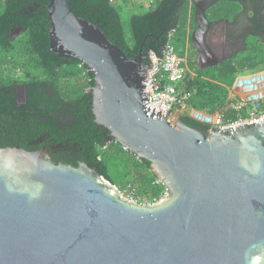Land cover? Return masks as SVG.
Returning <instances> with one entry per match:
<instances>
[{
    "label": "water",
    "instance_id": "obj_1",
    "mask_svg": "<svg viewBox=\"0 0 264 264\" xmlns=\"http://www.w3.org/2000/svg\"><path fill=\"white\" fill-rule=\"evenodd\" d=\"M215 1L193 0L201 69L227 58L210 42ZM48 17L51 50L94 74L98 126L148 160L168 194L144 204L85 161L0 146V264H264V118L222 130L173 123L147 96L142 50L129 57L71 0H50ZM17 94L26 101V87Z\"/></svg>",
    "mask_w": 264,
    "mask_h": 264
},
{
    "label": "trees",
    "instance_id": "obj_2",
    "mask_svg": "<svg viewBox=\"0 0 264 264\" xmlns=\"http://www.w3.org/2000/svg\"><path fill=\"white\" fill-rule=\"evenodd\" d=\"M49 2L0 0V146L30 150L31 141L43 134L49 143L79 149L81 160L121 190L131 189L139 199H159L166 187L152 172L150 162L138 159L119 142L111 141L106 136L108 129L97 123L91 125L92 97L85 91L94 85V74L80 60L62 57L51 50ZM71 6L75 13L100 24L129 57L142 50L145 61L151 51L162 56L170 32L175 30L174 43L179 55L185 56L187 44L192 49L189 69H181L178 91L180 96L188 94L187 105L198 110L214 113L227 101L240 73L264 68V0H216L208 8L211 21L225 22L227 43L235 48L232 56L210 66V70L201 69L195 59L197 51L191 36L196 27L193 0H158L154 9L132 15L131 37L114 0H71ZM245 16L247 23L242 20ZM19 26L25 32L12 40L11 32ZM239 41L241 47L237 45ZM19 69L23 74L18 75ZM21 82L26 84L27 95L26 101L19 104L16 85ZM261 104L264 110V100ZM180 118L195 127H212L188 114ZM60 156L61 153L53 156L56 163ZM64 162L78 166L73 159Z\"/></svg>",
    "mask_w": 264,
    "mask_h": 264
},
{
    "label": "built area",
    "instance_id": "obj_3",
    "mask_svg": "<svg viewBox=\"0 0 264 264\" xmlns=\"http://www.w3.org/2000/svg\"><path fill=\"white\" fill-rule=\"evenodd\" d=\"M174 37L175 30H172L162 56L154 51L150 52L149 60L152 65L148 66L149 75L146 83V89L149 91L148 98L152 102L171 109L169 113L171 122L175 123L181 115L188 114L199 121L210 123L212 126L218 125L219 129L222 130V127L234 126L239 122L250 123L264 118V110L261 104L264 100V68L248 74L240 73L230 88L227 101L219 106L214 113L189 107L186 103L188 94L180 96L178 85L182 67L186 66L189 69L190 45L187 44L185 56H180L174 43ZM190 72L196 74L195 70L191 69ZM132 192L133 197L126 195L127 198L139 201L133 190ZM167 194L166 188L159 199L148 201L145 198H140L139 202L152 204L162 200Z\"/></svg>",
    "mask_w": 264,
    "mask_h": 264
},
{
    "label": "rangeland",
    "instance_id": "obj_4",
    "mask_svg": "<svg viewBox=\"0 0 264 264\" xmlns=\"http://www.w3.org/2000/svg\"><path fill=\"white\" fill-rule=\"evenodd\" d=\"M158 3V0H153V2H151V0H117L116 5L119 7L121 15H122V21L126 27V31L129 37H131V32H130V19L132 17V15L134 14H140V13H144V12H148L152 9H154L156 7ZM245 23H247L246 21V16L243 17L242 19ZM244 23L243 26H245L246 24ZM226 24L225 22H221L217 25V27H215L212 30V34L210 36V42L213 48H220V45H223V42L228 41V36L226 33ZM242 28V26L240 27ZM240 42V41H239ZM238 42V46L241 47ZM235 48H233L234 51ZM192 50L191 47L189 48V51ZM197 51V50H196ZM221 55V54H220ZM199 53L197 51L196 55H195V59H197V61H199ZM199 63V62H198ZM212 67V66H211ZM208 69L210 70L211 68L208 67ZM23 74V70H18V75ZM248 74V73H245ZM242 85V83H241ZM242 87V86H241ZM22 90V86L19 87V91ZM120 188V186H118ZM121 189V188H120ZM123 193L125 195H129L131 197H133V192L131 189H126L123 191ZM135 199V198H134ZM140 201V199H137Z\"/></svg>",
    "mask_w": 264,
    "mask_h": 264
},
{
    "label": "flooded vegetation",
    "instance_id": "obj_5",
    "mask_svg": "<svg viewBox=\"0 0 264 264\" xmlns=\"http://www.w3.org/2000/svg\"><path fill=\"white\" fill-rule=\"evenodd\" d=\"M239 28H240V26H239ZM20 34H22V33H20ZM18 36H20V35H18ZM239 44H242V41ZM233 48L234 47H232L230 44L226 43V41H225V42H223V45H220V48H216V49L214 48V50L219 52V54L228 57V56H232L233 55V52H234ZM226 59H228V58H226ZM81 67H82V64H81ZM84 75H86V74H84ZM20 86H22V89L25 88L26 87L25 82H21V83H18L16 85L17 91H19V87ZM91 87L92 86H90L89 88H86V91H85L89 96H91L89 94V91H90ZM90 110H91V112L93 114L92 105L90 106ZM93 117L94 118L92 119V124L91 125L96 124L95 115ZM101 128H103V127H101ZM106 136L110 137V140H111L110 132L106 133ZM29 146L31 148L30 150H38V149H41V148H47L49 153H50V155H51V157H52V159H53L54 155H58V153H61L62 156H60V161H65V160H67L69 158V159H73L76 162H78V165H79V163L81 161H83V160L80 159V157H81L80 155L81 154L79 153V149H77V148L74 149L72 147H67L65 145H62L61 143H57V144L49 143L48 137L46 135L43 136V134L40 135L35 141H31ZM75 147H77V146H75ZM69 164H71V163L69 162Z\"/></svg>",
    "mask_w": 264,
    "mask_h": 264
},
{
    "label": "crops",
    "instance_id": "obj_6",
    "mask_svg": "<svg viewBox=\"0 0 264 264\" xmlns=\"http://www.w3.org/2000/svg\"><path fill=\"white\" fill-rule=\"evenodd\" d=\"M115 2H117V0H114ZM151 2H153V0H151Z\"/></svg>",
    "mask_w": 264,
    "mask_h": 264
}]
</instances>
